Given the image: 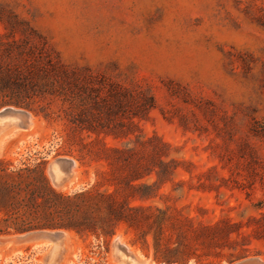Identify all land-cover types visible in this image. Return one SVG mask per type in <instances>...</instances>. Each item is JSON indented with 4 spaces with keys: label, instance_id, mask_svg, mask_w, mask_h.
<instances>
[{
    "label": "rangeland",
    "instance_id": "374dc122",
    "mask_svg": "<svg viewBox=\"0 0 264 264\" xmlns=\"http://www.w3.org/2000/svg\"><path fill=\"white\" fill-rule=\"evenodd\" d=\"M9 15L43 33L65 64L88 68L109 83L149 89L156 107L133 119L122 144L138 135L159 138L170 148L168 160L180 163L174 182L161 189L175 196L167 204L196 224L243 225L236 238H247L249 255L230 262L226 249L204 258L205 264L264 261V0H0V32L10 28ZM32 118L30 128L3 138L0 156L15 164L45 157L48 176L62 192L91 187L101 167L67 154L66 120ZM60 159L75 162L74 177L63 186L49 172ZM183 180V190L174 191ZM63 232L60 264H126L117 242L133 255L132 264H164L125 223L113 237ZM22 236H0V264L45 263L51 245Z\"/></svg>",
    "mask_w": 264,
    "mask_h": 264
},
{
    "label": "trees",
    "instance_id": "16d2710c",
    "mask_svg": "<svg viewBox=\"0 0 264 264\" xmlns=\"http://www.w3.org/2000/svg\"><path fill=\"white\" fill-rule=\"evenodd\" d=\"M7 22L10 28L0 32V111L16 108L47 121L66 120L67 154L101 168L91 187L68 194L52 184L45 157L15 164L0 156V236L49 230L113 237L125 223L143 248H153L157 263L205 264L204 258L226 249L232 251L230 262L249 255L247 238H236L243 235L242 224H196L195 217L167 204L175 196L161 189L174 182L180 165L168 160L167 144L140 135L122 144L132 134L133 119L146 118L156 107L149 89L109 83L88 68L69 66L28 21L9 15ZM185 183L173 190L182 191Z\"/></svg>",
    "mask_w": 264,
    "mask_h": 264
},
{
    "label": "water",
    "instance_id": "95a60500",
    "mask_svg": "<svg viewBox=\"0 0 264 264\" xmlns=\"http://www.w3.org/2000/svg\"><path fill=\"white\" fill-rule=\"evenodd\" d=\"M33 124L32 114L23 109L4 108L0 111V144L3 138L14 130L28 129ZM75 162L68 159H60L49 166L50 175L54 183L63 186L74 177ZM18 239H42L51 245L44 264H60L65 255L66 237L63 231L36 230L24 234ZM4 239L0 237V242ZM117 251L126 264H132L133 255L128 248L119 242L116 243ZM125 259V260H124ZM141 264H145L141 261ZM238 264H264L260 258H248Z\"/></svg>",
    "mask_w": 264,
    "mask_h": 264
}]
</instances>
